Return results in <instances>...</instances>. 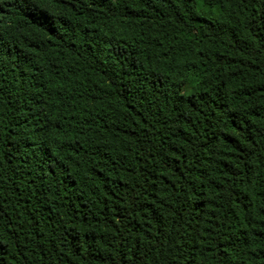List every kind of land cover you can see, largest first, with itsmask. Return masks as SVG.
Instances as JSON below:
<instances>
[{"label":"trees","instance_id":"1","mask_svg":"<svg viewBox=\"0 0 264 264\" xmlns=\"http://www.w3.org/2000/svg\"><path fill=\"white\" fill-rule=\"evenodd\" d=\"M0 0V264H264V0Z\"/></svg>","mask_w":264,"mask_h":264},{"label":"snow or ice","instance_id":"2","mask_svg":"<svg viewBox=\"0 0 264 264\" xmlns=\"http://www.w3.org/2000/svg\"><path fill=\"white\" fill-rule=\"evenodd\" d=\"M24 4L27 6L25 11L31 14L32 19L36 23H40L42 26L45 24H51L53 21L45 15L48 9L45 5L35 3V0H23ZM52 0H46V3H51Z\"/></svg>","mask_w":264,"mask_h":264}]
</instances>
